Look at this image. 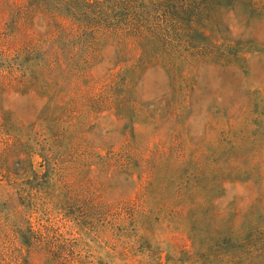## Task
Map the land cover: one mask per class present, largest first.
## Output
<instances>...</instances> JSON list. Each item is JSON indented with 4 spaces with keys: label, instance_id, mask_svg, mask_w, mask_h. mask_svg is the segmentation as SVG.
Segmentation results:
<instances>
[{
    "label": "rangeland",
    "instance_id": "rangeland-1",
    "mask_svg": "<svg viewBox=\"0 0 264 264\" xmlns=\"http://www.w3.org/2000/svg\"><path fill=\"white\" fill-rule=\"evenodd\" d=\"M231 1V7L215 14L219 32L213 40L234 41L220 55L188 51L182 59L174 52L147 64V58L124 57L114 46L99 53L93 75L104 79L117 74L120 82L130 80L131 88L125 90L140 103L138 109L157 116L156 121L137 119L132 112L128 119H118L114 110L107 109L94 117L97 105L92 102L84 103L81 112L92 122L84 137L103 149H94L101 156L127 155L128 143L129 151L168 154V161L158 163L153 187L146 188L156 207L170 199L179 184L169 180L167 167L173 169L172 175L196 165L203 171L223 169L222 182H191L182 200L189 204L198 197L215 199L214 209L204 215L216 210L239 215L242 228L250 223L264 225V0ZM235 52L245 54L232 57ZM1 92L0 173L11 174L10 181H0V264H48L46 251L52 252L56 263L62 258L71 264L116 263L111 257L107 233L111 215H106V207L136 197V176L92 167L86 180L77 179L73 187H66L44 155L33 156L30 167V129L43 112L42 102L23 92ZM88 150L63 155L59 162L77 167L89 159ZM180 154L191 157V162L180 166ZM82 170L77 175H86ZM67 202L70 207H65ZM81 202L87 204L85 209L76 205ZM158 214L144 219V227L150 229L146 236L130 227L127 234L138 242L136 250H160V262L166 264L167 245L156 235L165 236L175 225L169 217L158 221ZM207 219L180 223L191 233H203L208 231Z\"/></svg>",
    "mask_w": 264,
    "mask_h": 264
},
{
    "label": "trees",
    "instance_id": "trees-1",
    "mask_svg": "<svg viewBox=\"0 0 264 264\" xmlns=\"http://www.w3.org/2000/svg\"><path fill=\"white\" fill-rule=\"evenodd\" d=\"M231 2L0 0V93L23 92L39 98L43 105V112L30 129L29 166L32 167L33 156L44 155L42 158L58 172L56 177L66 187H73L77 179L86 180L92 167L136 176V197L115 201L106 207V215H111L107 230L113 247L111 257L116 260L112 264H148L149 260L162 264L160 250L155 247L144 252L136 250L138 242L127 234L135 228L146 236L150 229L144 227L143 221L148 216L154 217L152 214L157 211L158 221L169 217L175 225L165 236L156 235L167 245L166 264H264V225L250 223L248 227L239 228V215H224L216 209L212 215H204L214 209L215 199L198 197L189 204L182 200L191 182L195 185L202 179L208 181L207 185L222 182L223 169L203 171L196 165L193 170L182 169L179 175L176 171L172 175L173 169L167 167L169 180L179 184L172 197L156 207L146 188L153 187L159 172L158 163L168 161V154L148 149L129 151L128 143L127 155L101 156L94 149H103L88 143L84 137V129L92 123L90 116L86 120L87 114L81 112L84 103L97 105L94 117L98 110L107 109L114 110L118 119H128V112H132L137 119L140 116L152 123L157 120V116L139 110L140 103L125 90L131 88L130 80L120 82L117 74L104 79L93 75V66L104 47L114 46L124 57L147 58V64L174 52L182 54V59L188 51L195 55L200 52L220 55L223 50L231 49L234 41L213 40L214 34L219 32L215 14L218 9L231 7ZM155 45L160 49H154ZM240 54L245 53L235 52L231 56ZM80 150L91 152H88L89 159L77 167L75 163L63 167L64 163L59 162L63 155ZM191 160L181 154L177 159L180 166ZM82 169H86V175H77ZM0 174V181H10L9 171ZM67 205L71 206L69 202L65 207ZM76 205L83 209L87 206L85 202ZM94 208L100 210L101 204L95 203ZM58 209L61 208L56 207ZM166 211L167 215L162 216ZM203 218H208V231L203 233H191L180 223L199 222ZM46 259L48 264L72 263L64 258L52 262L51 251H46Z\"/></svg>",
    "mask_w": 264,
    "mask_h": 264
}]
</instances>
